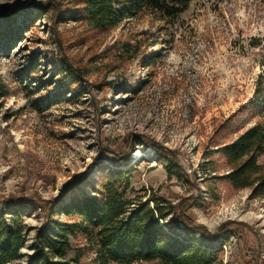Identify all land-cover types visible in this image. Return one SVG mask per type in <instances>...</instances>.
I'll return each instance as SVG.
<instances>
[{"label": "rangeland", "instance_id": "1", "mask_svg": "<svg viewBox=\"0 0 264 264\" xmlns=\"http://www.w3.org/2000/svg\"><path fill=\"white\" fill-rule=\"evenodd\" d=\"M85 1L0 0V212L25 227L22 263L37 230L65 221L63 203L115 169L107 152L130 148L119 169L133 168V197L187 201L193 222L217 236L186 237L172 220L167 235L220 249L217 264H246L243 250L248 264L264 263V199L223 180L218 152L264 122V0H192L183 10L152 0L104 31L82 17ZM169 160L179 169L169 173ZM83 264H97L94 253Z\"/></svg>", "mask_w": 264, "mask_h": 264}, {"label": "trees", "instance_id": "2", "mask_svg": "<svg viewBox=\"0 0 264 264\" xmlns=\"http://www.w3.org/2000/svg\"><path fill=\"white\" fill-rule=\"evenodd\" d=\"M121 0H86L82 17L96 30H112L123 18L131 17L137 8L154 4L152 0H126L129 8L117 10ZM181 10L192 0H172ZM179 10V11H181ZM178 11V10H177ZM3 97L0 83V98ZM155 148L158 145L142 139ZM227 166L223 180L236 190L249 189L255 197L264 199V122H257L244 130L235 141L218 149ZM112 169L91 194L72 197L59 208L64 222H54L55 232L37 230L31 245L33 254L29 264H83L92 252L97 264H217L220 249L198 244L195 240L179 241L165 233L170 220L177 222V229L186 237L200 234L209 241L216 236L202 226H197L188 212L190 204L183 201L172 205L158 194L135 196L131 186L133 168L119 169L129 162L131 148L125 156L107 152ZM169 160L167 170L179 169ZM180 171V170H178ZM150 190L141 189L139 192ZM5 207L26 208V200H3ZM26 201V202H25ZM41 211L43 209L40 208ZM53 214V210H50ZM0 212V264H23L21 250L25 246V227L19 225L18 214L11 223ZM229 224L219 229L228 231ZM81 237V244L72 250L71 241ZM73 253L71 256L69 253ZM253 258L242 252L248 264ZM256 256L254 264L261 263Z\"/></svg>", "mask_w": 264, "mask_h": 264}]
</instances>
